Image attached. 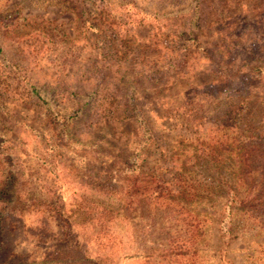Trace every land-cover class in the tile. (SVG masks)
<instances>
[{
    "label": "rangeland",
    "instance_id": "374dc122",
    "mask_svg": "<svg viewBox=\"0 0 264 264\" xmlns=\"http://www.w3.org/2000/svg\"><path fill=\"white\" fill-rule=\"evenodd\" d=\"M199 1L0 0V22L7 17L18 23L15 29L0 24V147L18 159L27 201L16 213L18 234L0 261L83 264L81 250L85 257L95 251L113 255L110 264H145L131 255L161 249L175 215L170 208L153 209L149 201L127 205L125 192L135 172H158L156 144L164 143L170 156L193 151L198 140L212 138L214 119L240 94L249 95L258 107L255 120L263 123L264 0L238 1L197 40L185 33L175 45L190 53L188 73H158L157 65L171 58L163 57L159 30L184 33L180 28ZM101 13L121 35L119 44L127 42L120 54L99 53L102 40L90 25ZM131 18H145L158 34L139 27L127 37L131 27L116 30L115 22ZM161 74L171 80L164 83ZM32 83L45 104L27 96ZM104 109L110 114L101 119ZM121 109H129L134 122L122 121ZM149 137L157 139L150 148ZM196 167L193 179L203 184L220 183L226 175L220 165ZM112 186L121 194L106 190ZM57 198L61 207L41 214L28 202ZM206 201L185 202L207 220L194 264H264V232L231 239L220 227V206L211 209ZM105 208L115 215L98 222Z\"/></svg>",
    "mask_w": 264,
    "mask_h": 264
},
{
    "label": "trees",
    "instance_id": "16d2710c",
    "mask_svg": "<svg viewBox=\"0 0 264 264\" xmlns=\"http://www.w3.org/2000/svg\"><path fill=\"white\" fill-rule=\"evenodd\" d=\"M238 1L240 0H201L189 11V17L184 21V26L180 28L184 33H179L178 29L174 33L160 29L159 31H163V34L159 36V40H162L160 46L161 49L163 48L166 51L162 49L163 57L171 58L168 62L165 60L163 63H159L161 64L160 67L159 64L157 65L158 73H188L186 61L190 53L186 50V47L184 52L177 51L179 48L176 47L175 41L181 39L185 33L195 35V40H197L202 29L214 24L216 19H220ZM108 20L111 19L101 13L96 16L94 23L90 25L102 40L103 48L99 50V53L106 50L111 53L109 51L111 50L115 54H120L123 47L126 49L127 42L121 41V45L119 44L121 35L118 31H114V27L112 29V24H109ZM0 24L10 29H15L18 25L13 20L7 21V17ZM115 24L117 25L116 30H119L118 27L122 25L131 27V29L124 31V35L127 37L130 36L131 31L139 27L140 29H147L148 34L156 32L154 25L146 21L145 18H131L130 21L115 22ZM156 33L158 34V32ZM148 34L142 38L143 41L147 42L148 38H151V35ZM48 37L52 39V35ZM169 38L173 39L169 40ZM151 42H153V39H151ZM151 47L159 46L152 44ZM217 67L220 68V65H217ZM255 68L259 71L263 69L262 66H256ZM167 76V74H161L160 80L163 81L164 79V83H167L171 80V77L168 76L167 78ZM162 84L163 82H161ZM226 86H230V84L226 83ZM27 96L31 101L39 104H45L47 99L41 97L33 83L30 84ZM248 97L249 95L240 94L230 101L229 106L219 117L214 119L211 129H209L212 138L204 141L198 140L195 149L184 151V155L174 153L170 156L164 143L156 144L157 139L149 137L147 142L145 141L146 147L150 148L152 142L156 144L161 153L157 165L158 172H135L134 178L125 192V197L129 200L127 205H139L142 201H149L153 209L170 208L175 215V223L168 233L167 243L161 249H149L143 254L131 255V258L143 257L145 264L195 263L194 257L200 252L199 245L205 235L207 220L188 208L185 203L188 200H207L206 202H208L207 204L211 209L220 206V227L225 230V233L231 239L249 232L254 234L264 232V120L262 124L255 120L258 107ZM106 98L105 94L103 99ZM83 106L76 109V115L83 110ZM48 108V110H52L51 106ZM89 110L91 111V109ZM101 112V119L108 118L110 110L104 109ZM129 112V109H121L119 117H123L122 121L129 118V121L134 122L135 116H128ZM1 127L2 123L0 121V132L2 131ZM12 157L13 155L10 152H6L5 149L0 147V167L2 170L0 179V258L4 255L7 256L6 254L11 249L14 234H18L15 233L13 226L14 223H19L16 213L18 214V208L27 202L23 199L21 193L23 179L19 170V162L18 159L14 160ZM144 160L146 161L147 158ZM201 162L223 166L226 173L223 176L224 179L217 184L212 180L208 181L206 179L208 182L203 184L196 178L193 179L195 177L193 169ZM190 165L193 168L189 169ZM119 189L120 187L112 186L106 190L120 195L121 191ZM122 194L119 200L124 202V192ZM28 202L31 206L39 208L37 210L39 214L46 212L47 207L54 209L60 208L62 205L58 198L43 199L36 201L38 202L36 204L35 201L32 202V199H28ZM102 210L101 213L98 211V222L108 221L115 215L113 210L107 208ZM58 212L56 221H60L57 218L62 216L61 211L58 210ZM100 228L97 238L102 237L100 235L104 228ZM68 230L66 236L70 234L71 226L69 225ZM38 236L39 234H37ZM79 253L82 256L80 260L83 264H110L113 258V255L98 251L94 252V257H85L82 255L81 250ZM0 262V264H20L18 259H14L9 263Z\"/></svg>",
    "mask_w": 264,
    "mask_h": 264
}]
</instances>
